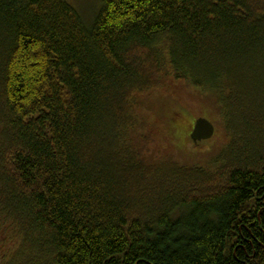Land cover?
Listing matches in <instances>:
<instances>
[{
	"label": "trees",
	"instance_id": "obj_1",
	"mask_svg": "<svg viewBox=\"0 0 264 264\" xmlns=\"http://www.w3.org/2000/svg\"><path fill=\"white\" fill-rule=\"evenodd\" d=\"M169 83L219 111L211 167L131 117ZM0 232L4 264H264V0H0Z\"/></svg>",
	"mask_w": 264,
	"mask_h": 264
},
{
	"label": "rangeland",
	"instance_id": "obj_2",
	"mask_svg": "<svg viewBox=\"0 0 264 264\" xmlns=\"http://www.w3.org/2000/svg\"><path fill=\"white\" fill-rule=\"evenodd\" d=\"M75 7L87 23H90L100 7L101 0H67ZM175 94L166 90L151 89L134 95L131 103V117L141 121L167 126L172 138L177 159L185 165L209 166L226 143L222 137L220 114L207 98L206 91L199 92L192 86L176 87L168 84ZM193 117H203L215 125L217 132L209 139L194 143L191 126L186 121ZM175 127V128H174ZM19 238L0 232V264L10 261L16 251Z\"/></svg>",
	"mask_w": 264,
	"mask_h": 264
},
{
	"label": "water",
	"instance_id": "obj_3",
	"mask_svg": "<svg viewBox=\"0 0 264 264\" xmlns=\"http://www.w3.org/2000/svg\"><path fill=\"white\" fill-rule=\"evenodd\" d=\"M214 134L213 124L203 117H198L193 125L190 138L194 143L206 140Z\"/></svg>",
	"mask_w": 264,
	"mask_h": 264
}]
</instances>
